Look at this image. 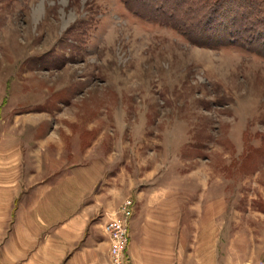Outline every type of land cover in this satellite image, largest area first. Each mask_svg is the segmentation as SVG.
Segmentation results:
<instances>
[{"label":"rangeland","instance_id":"374dc122","mask_svg":"<svg viewBox=\"0 0 264 264\" xmlns=\"http://www.w3.org/2000/svg\"><path fill=\"white\" fill-rule=\"evenodd\" d=\"M157 15L123 0H0V131L92 163L96 218L131 198L133 245H152L155 213L161 241L188 245L191 231L186 264L214 263L216 251L222 264H253L248 245H264V56L188 38ZM215 195L221 218L204 213ZM128 234L129 246L130 221Z\"/></svg>","mask_w":264,"mask_h":264},{"label":"crops","instance_id":"0c3cea01","mask_svg":"<svg viewBox=\"0 0 264 264\" xmlns=\"http://www.w3.org/2000/svg\"><path fill=\"white\" fill-rule=\"evenodd\" d=\"M6 129L0 131V264H109V242L103 231L107 217L96 218V207L104 200L95 190L96 167L65 160L55 147L31 144L26 137L29 131L11 125ZM221 203L218 195L209 199L205 215L221 218ZM213 207L215 214L210 211ZM187 214L183 224L189 229ZM137 218L135 214L130 220L131 264L190 262L191 231L188 245H171L169 238L161 241L163 223L159 214L153 213L152 245L137 246L133 245L138 238ZM248 246L245 252L255 264L264 245ZM220 254L223 251L215 252L218 259L210 260L211 264L223 263Z\"/></svg>","mask_w":264,"mask_h":264},{"label":"trees","instance_id":"16d2710c","mask_svg":"<svg viewBox=\"0 0 264 264\" xmlns=\"http://www.w3.org/2000/svg\"><path fill=\"white\" fill-rule=\"evenodd\" d=\"M133 13L192 34L225 39L264 56V0H123ZM153 7H147L148 5ZM198 43H207L203 36ZM215 42H218L217 40ZM263 49V50H261Z\"/></svg>","mask_w":264,"mask_h":264},{"label":"built area","instance_id":"2783aa9c","mask_svg":"<svg viewBox=\"0 0 264 264\" xmlns=\"http://www.w3.org/2000/svg\"><path fill=\"white\" fill-rule=\"evenodd\" d=\"M134 212V202L125 198L107 216L103 229L109 242V264H127L128 225ZM255 264H264V252Z\"/></svg>","mask_w":264,"mask_h":264}]
</instances>
